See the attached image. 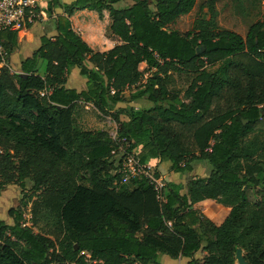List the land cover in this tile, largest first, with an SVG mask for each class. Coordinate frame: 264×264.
I'll list each match as a JSON object with an SVG mask.
<instances>
[{"label": "trees", "instance_id": "16d2710c", "mask_svg": "<svg viewBox=\"0 0 264 264\" xmlns=\"http://www.w3.org/2000/svg\"><path fill=\"white\" fill-rule=\"evenodd\" d=\"M121 1L47 0L57 34L41 35L20 71L5 61L20 32H0V195L32 183L14 222L0 218V264H236L239 248L264 264V18L244 36L207 0L182 32L171 26L198 0ZM75 68L81 91L67 86ZM175 74L189 79L184 93ZM135 86L153 105L117 108ZM80 105L110 116L116 136L80 127ZM121 145L176 173L197 160L212 169L186 193L165 182L160 198L144 174L122 181Z\"/></svg>", "mask_w": 264, "mask_h": 264}, {"label": "rangeland", "instance_id": "374dc122", "mask_svg": "<svg viewBox=\"0 0 264 264\" xmlns=\"http://www.w3.org/2000/svg\"><path fill=\"white\" fill-rule=\"evenodd\" d=\"M207 0H198L195 8L186 15L181 16L175 24L171 26L172 29H178L182 32H186L192 29L193 22L197 17L200 5ZM132 0H122L117 3V7H125L131 5ZM216 8L218 10V23L221 28L229 29L236 31L242 35H246L249 26L264 18V0H216ZM22 32V31H21ZM40 34H37L35 41L39 39ZM23 35L19 34L18 41L22 38ZM34 41V42H35ZM117 42V40H114ZM24 44V42H22ZM28 46H26L27 48ZM35 45L30 47L28 51L26 48L24 50L18 48L11 56L6 57V63L10 65L12 70L18 71L19 63L21 57L31 54L35 49ZM4 64H1L2 67ZM92 65V64H90ZM141 70L146 69V64L142 63L140 66ZM78 72L72 71L67 80V86L76 88L77 90H82L85 88L84 79L85 77L79 74ZM151 71H146V76L149 75ZM189 83V79L186 75L175 74L173 77V82L171 87L181 89L184 93ZM137 88L131 87L125 91L124 101L117 104V108H125L134 106L136 108L140 107H149L153 104L146 98L142 97L141 99H134V94H136ZM182 93V95H183ZM122 118H126L122 116ZM76 120L80 127L83 129H104L110 132L111 135L116 136L117 134V124L110 117L103 115L98 112L91 105H80L76 111ZM127 146H120L119 149L114 152V159L119 161H124L127 157ZM151 162V161H150ZM122 162H120L121 164ZM160 165L161 169H158ZM154 170H157L161 173L164 178V182H176L183 185L182 193H186L188 189V183L191 178L194 177H207L212 169L211 164L208 161L197 160L193 162L194 170L190 173H176L171 169V166L167 165L166 162L156 161L152 165ZM32 183L28 182L25 189H22L17 184H10L5 187L0 195V218L4 219L7 223L12 224L14 219L9 216V210L11 208H17L22 200V198H28L32 194ZM249 198L255 200L256 197L253 192L249 189ZM25 217L29 220L31 217V205L24 209ZM29 225L31 223H28ZM245 254V253H244ZM236 264H238L236 262Z\"/></svg>", "mask_w": 264, "mask_h": 264}, {"label": "built area", "instance_id": "2783aa9c", "mask_svg": "<svg viewBox=\"0 0 264 264\" xmlns=\"http://www.w3.org/2000/svg\"><path fill=\"white\" fill-rule=\"evenodd\" d=\"M37 8L34 0H0V32L4 30L21 32L27 29L28 24L35 23L39 17ZM0 51H2L1 44ZM119 172L122 174L123 182H128L133 176L144 174L158 192V197H162L165 184L163 176H157L152 164L150 162L143 164L135 152L127 154Z\"/></svg>", "mask_w": 264, "mask_h": 264}, {"label": "crops", "instance_id": "0c3cea01", "mask_svg": "<svg viewBox=\"0 0 264 264\" xmlns=\"http://www.w3.org/2000/svg\"><path fill=\"white\" fill-rule=\"evenodd\" d=\"M34 1H35L36 5L38 6L37 10H38V13H39V17L35 21V23H33L31 25V27H29V28H27V29H25V30H23L22 32L19 33V34H22L23 37L20 38V40H19L18 50L19 49L24 50V48H26V46H28L26 48V51H28V49H30V47H32L33 45H35L37 47L38 41H39V39L35 41V37L37 36V34H40V36L45 34V33H48L49 35L57 34V31L55 29V24H54L55 23L54 22V17H50V15L46 12V8L48 6L47 0H34ZM61 1L62 2H66V3H71L74 0H61ZM56 12L57 13H62L63 10L60 9V8H57ZM40 36H39V38H40ZM22 42H24V44H22ZM36 47H35V49H36ZM23 53H24V55L20 59L19 68H21V63H22L23 58L31 56L33 52L31 54H27V55H25L26 54L25 51H23ZM77 69L78 68H75L73 71L78 72ZM18 71H20V69ZM84 86H86V78L84 79ZM85 88H82V90L85 89ZM156 161L160 162L157 159H153V160H151L150 163L153 165L154 162H156ZM166 163H167V165L171 166V162L168 161ZM160 164H161V162H160ZM158 169H161L160 165H159ZM197 257L201 258L202 255L199 254V255H197ZM189 260L190 259L187 258V257H181V258H178V259H173V258H171L168 255H163L162 256V262L165 263V264H188Z\"/></svg>", "mask_w": 264, "mask_h": 264}, {"label": "water", "instance_id": "95a60500", "mask_svg": "<svg viewBox=\"0 0 264 264\" xmlns=\"http://www.w3.org/2000/svg\"><path fill=\"white\" fill-rule=\"evenodd\" d=\"M236 262L238 264H249V262L245 258V254L242 249H238L236 252Z\"/></svg>", "mask_w": 264, "mask_h": 264}]
</instances>
